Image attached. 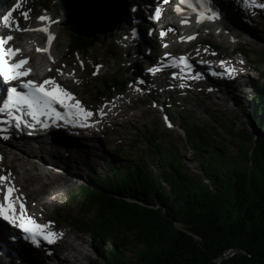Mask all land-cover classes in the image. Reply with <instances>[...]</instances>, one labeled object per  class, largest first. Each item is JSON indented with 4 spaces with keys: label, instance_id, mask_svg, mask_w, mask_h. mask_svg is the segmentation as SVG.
Masks as SVG:
<instances>
[{
    "label": "trees",
    "instance_id": "1",
    "mask_svg": "<svg viewBox=\"0 0 264 264\" xmlns=\"http://www.w3.org/2000/svg\"><path fill=\"white\" fill-rule=\"evenodd\" d=\"M69 34L71 53L104 39ZM110 81L124 84L119 76ZM255 84L251 107L237 105L247 114L241 128L237 121L223 124L218 114H211L216 128L200 125L190 110H178L187 146L201 160L199 173L188 170L178 147L154 125L139 134L147 151L121 155L122 162L109 154L112 173L88 177L72 194L81 215L71 222L92 236L99 254L91 264H264V81ZM228 137L242 141L237 152L228 150ZM231 248L246 252L218 262Z\"/></svg>",
    "mask_w": 264,
    "mask_h": 264
},
{
    "label": "rangeland",
    "instance_id": "2",
    "mask_svg": "<svg viewBox=\"0 0 264 264\" xmlns=\"http://www.w3.org/2000/svg\"><path fill=\"white\" fill-rule=\"evenodd\" d=\"M42 1L49 5L48 10L38 5V0L21 1L24 7L18 11L21 16V26H23L21 28V38L19 42H25L27 49L33 47V44L28 42L26 35L30 34V36L35 38V34L46 33L40 30L42 27L38 17H40L41 13L48 14L49 16L51 15L52 20L50 24L54 32L52 53L55 54L54 56L58 59L57 68L55 69L56 74L62 78L65 83L73 87L75 91L80 94V98L91 105L98 106L99 110H101L102 106L105 104H110L106 103L107 100L110 99L112 102L120 103L122 105L121 108L125 107L126 112L125 116L120 117V123H115V126H112V124L108 126L109 129L107 132L104 131L105 128L102 125V121H98L101 125L98 138H102L101 142L103 143V147L94 148L93 145L89 144L90 147L92 146L93 150H97V152L90 151L87 153L83 151L80 154L77 151L74 153L70 150L68 151L70 153L63 151V143H68V134H64V132L52 133L49 137L50 142L48 143L47 141L40 143L31 141L35 145L36 154H41L40 151H37V148H39L40 144H43L44 154L42 157L47 162H40V169L38 165L24 158L23 165L32 167H25L29 170L26 172L43 177V181L39 179L29 180L24 177L26 175L20 166L19 160L12 162L10 159L15 153L14 151L10 152L6 159L2 158L0 161V169L10 174L12 179H22L20 181L22 182L21 188L25 187L23 193L24 191L25 193L27 192V200L29 199L28 203L31 214L48 225V227H57L60 232L71 231L81 234L82 232L71 222L72 217L81 215L79 204L73 202L71 199L72 194L83 184L91 182L88 177L94 175L106 178L112 173L110 164L113 162V159L109 154L115 155V160L122 162L123 159H121V155L127 158H135L136 154L147 151L149 144L147 140L141 138L139 134L141 132H149L154 125L164 132L163 137L167 144L173 143L178 147L188 170L199 173L201 160L195 157L194 151L187 146V137L179 127L180 116L177 115L178 110H190L189 113L192 115V121L200 125L208 122L210 126L216 128L217 124L212 119L211 114H218L223 124L230 126L233 121H237L236 128L242 127V122L246 120L247 114H244L239 107H234L231 104H227L226 106L219 105L217 104L218 97L210 96V98L207 99L204 94L199 93L198 88L188 91V87L183 86L182 83H180L182 87L179 86V88H181L179 93H171L170 91L173 86L165 89L162 85L165 83L166 77L169 78L170 75H156L148 82V79L145 77H139L137 75L139 71H143L142 73L145 74L144 69L149 66V59L155 55L163 57L167 49L161 46L163 38L162 35L159 34L157 27L152 28L149 26L145 32L143 41H138V39L135 38V31H133L135 24L133 22L128 23L129 11L133 10L132 7L127 4L128 0H124L127 14L123 16L117 29L109 31L101 42H98L89 50L77 51L76 53H71L69 50L70 34L66 29V25L62 23L64 15L59 7L58 0ZM262 1L264 2V0ZM19 3L20 0L0 1V21H2L4 15L9 12H14L12 8H15ZM146 6L147 5L142 7L141 4L143 12ZM230 7L232 13L240 16L239 9L236 5L231 4ZM240 8L243 9V7ZM22 13H27V18H25ZM241 18L242 21L250 25L248 27L245 26L246 32L242 31L238 35L234 29H231L229 21L221 19L223 20L220 21L222 22L221 30H223V34L219 36L217 32H214L213 35H210L208 34L209 29L205 26H201L195 42H184L176 49L186 52L190 56L193 54V57L198 48L206 51L207 46L200 43L203 41L214 46L216 45L215 47L217 50L210 49V53H217L220 51L221 53H230L232 47L238 45L244 52L236 53L235 56L242 58V60L246 58L251 59V63L245 66L243 72L247 73L248 77H246V79L249 80V84L251 85L249 86L252 87L253 85L252 89L255 90L254 81H264L262 77V75H264V10L257 12L252 11L251 18H253V20H250L248 17ZM175 21L177 26L169 28V30H171L170 37L175 42H180L183 40L181 36L183 26L178 20ZM251 22L254 24H251ZM7 29L0 34V36L9 33ZM46 34L48 35V33ZM45 40L46 37L44 39L41 38L39 47H36V50L34 49L33 58L37 61L40 58V49H43ZM225 40L228 41L227 44L224 43ZM150 42L155 43L157 47L151 49L148 58L141 57L144 56L146 50L149 53L150 47L144 49L143 46ZM172 47L175 46L173 45ZM137 48L144 50V54L143 51L142 53L138 52ZM244 53L246 56H244ZM81 61L83 64H81ZM134 62L137 63L135 68H130V64ZM97 65L101 66L98 70ZM116 76L123 79V85L116 86L111 81L110 83H106L107 80H111V78ZM136 76L140 79H137ZM231 85L234 87L236 83H232ZM132 89L133 91H130ZM129 92H135L134 95H138L141 99L131 98L130 95H128ZM122 99L127 102V104H124ZM168 100L173 101L175 106L172 105V107H170L169 103H167ZM168 108L170 112L172 111V119L175 124L173 127H168L163 121L164 114L169 113ZM113 114V116L119 114V110H117L116 114ZM127 120L129 122H127ZM227 144L229 151L237 152L242 141H233L229 138ZM0 145L3 147V152L9 150L8 142H0ZM48 147L51 149V152L46 151ZM22 155H25L24 150ZM150 159L151 165L153 166L156 161H154L152 156H150ZM42 161L44 160L42 159ZM54 180H57L58 184L52 185L50 183V181ZM84 234H86L85 236L88 240L91 239L90 234L86 232ZM10 237L11 235H9V237L7 235V241L12 240ZM133 253L134 251L132 250L128 251V255H132ZM6 261L8 264H12V262H15V264H28L23 261L9 260L8 258ZM45 262L44 259L43 261L37 258L35 259V264H45Z\"/></svg>",
    "mask_w": 264,
    "mask_h": 264
},
{
    "label": "bare ground",
    "instance_id": "3",
    "mask_svg": "<svg viewBox=\"0 0 264 264\" xmlns=\"http://www.w3.org/2000/svg\"><path fill=\"white\" fill-rule=\"evenodd\" d=\"M198 1H200L201 3H204L205 9H206V11L208 13H210V14L215 13V15L220 16V18L222 17L226 21H229L231 29H234V31L238 35L242 31L246 32L245 26L246 27L250 26L247 22L242 21L241 17H243V18L244 17H248V18H250V20L251 19L253 20V18H251V12H252L253 8L247 7V4L244 3L245 0H198ZM251 3H253V4H255L257 6V1L255 3L254 2H251ZM133 4L135 5V7L137 9L141 7L139 2H136V3H133ZM231 4H234V5H236L238 7L239 12H240V16L232 13L231 7H230ZM124 5H125V2H124ZM240 7H243V9H241ZM125 8H126V5H125ZM132 9H134V7H132ZM141 9H143V8H141ZM260 9L264 10V8H261L259 6H258V8L256 10H260ZM140 12L141 13H139V15H137L135 17H132L130 12H129L128 20L131 19V18H135L134 19L135 31H136L135 32V38L138 39V41H143L144 36H145V32H146V28H148L149 26H152L153 23L148 18V16H147L148 14H145L143 12V10H141ZM145 12H146V7H145ZM125 14H127V9L125 10ZM144 15H146V16H144ZM188 15L189 16L191 15L190 18L188 17V18L182 20V21H184L183 23H185V24H183V29H182L183 31H182V34H181V36L183 38L189 37V35L191 36V35L197 33L199 31V27L201 26V18H199L196 15L194 16L192 14H188ZM45 16L46 17L48 16L50 19L44 20L43 23H41V27H42V29L46 27L48 29V31L46 33H48L49 35L51 34L53 36L54 32H53V29H52V25L50 24V21L52 20V17H51V15L49 16L48 14H46ZM10 20L12 21V25L8 29V31H10L9 34H13L14 36L20 35L22 27L20 25L17 27L16 24H15L16 21L21 20L19 14L16 13V14L12 15L10 17ZM251 24H254V23L251 22ZM2 25L3 24L0 23V27H2ZM3 27L6 28L5 26H3ZM4 31L2 30L1 32H4ZM35 35H36L35 38H33V36H30V34L26 35V38L28 39V42L29 43H33V45H34V48L29 49V55H27V56H30L31 60L34 61L33 62L34 64L36 63L37 67H42L43 63L41 62V58H39L38 61H37L36 59L33 58V56H34L33 53H34V49L36 50V47H38L39 44L41 43V38H44V34L43 33H38V34H35ZM170 35H171V32L168 33L169 39H171ZM52 40H51L50 43H48L49 40H48V37H47V44L46 45H50L51 48H53V46H54ZM180 42L184 43L183 40H181ZM224 43L227 44L228 41L225 40ZM209 46L213 47L212 44H209ZM147 47H150V43H149V45ZM237 51L239 53L240 52L241 53L244 52L238 45H234L232 47V51L230 53H227V52L226 53H221V51L218 52V53H212V52L210 53V50L209 51L208 50L203 51V50H200L199 48L196 49V54L192 57V65L190 67V77H191L190 81L191 80L193 81V83H192L193 86L191 87V89L192 88H195V89L198 88L199 89V93L204 94L205 98H210V96L211 97H213V96L215 97L216 96V97H218V100L216 99L217 102H220V101L223 102V103L229 102L228 101V95L225 92H223V90H221V87H222L220 85L221 77H217V76L214 75L215 73H218V72H224L225 75L230 73V72H232V74L227 75L226 79H228V80H230L232 82H236L239 79V81H240L239 85H241L243 87V89H247L250 84H249V80L246 79V77H248L247 73L243 72V71L245 70V66L247 64L251 63V59L246 58V59L242 60V58H239L238 56H235ZM223 54H225V55H223ZM54 55L55 54H51L52 61H54V64L57 66L58 59L53 58ZM218 55H222V56L227 57L228 60L232 64L236 65L237 67L234 66V67L227 68V66L224 65L223 62H219V64H217L218 62H214V61H215V59L217 58ZM244 56H246L245 53H244ZM42 68H44V67H42ZM153 71L157 72L155 70V68L153 69ZM68 74H70V73H68ZM154 74H155L154 76L158 75L156 73H154ZM137 75L139 77H141V74H137ZM43 79H45V78H43ZM67 80H71V79H67ZM196 80H197V82L200 83L199 85H197L195 83ZM164 82H165L166 85L169 83L167 79H165ZM130 91H133V89L130 90ZM134 94H135V92L134 93H132V92L128 93V95H130L131 98L141 99L138 95H134ZM220 99H222V100H220ZM80 101L84 102L85 100L80 98ZM122 101H123L124 104H127V102H125L123 99H122ZM106 103H110V104H105L104 106H102V108H101V110H100V112L98 114V117L102 121V125L105 128L104 131L107 132L108 129H109L108 126L111 125V124L113 126L115 123H120L121 122L120 117L125 116L126 112H125V107L121 108L122 105L120 103L112 102V101H110V99H108ZM117 110H119V114L113 116L114 115L113 113L116 114ZM127 122H129V121L127 120ZM100 129H101V127H99L96 132H99ZM110 130H111V127H110ZM55 132H59V133L60 132H64V134L65 133L68 134L67 135L68 143H63L64 145L62 146V149L65 152H68L69 150L73 151V153L77 151L80 154L83 151H86L87 153H89L90 151L97 152V150H93L92 146L90 147V145H93L94 148L95 147H103V143L101 142L102 138H98V136L100 134H98V135L97 134H93L94 138H92L93 136L90 137L88 135H85V136L81 135L80 137H77V138H79V140H75V139H73V137H75V134H73V133L69 134V132L64 131V130L52 131L47 136L32 134V137L25 136L26 134L24 133V131H22V133L21 132H16V134H11L10 139L8 138V140L3 138L4 135L0 136V142H8V148H9V150L3 152L2 151L3 147L0 145V151H2L5 154L6 158L8 157V154L10 152L14 151L15 153L13 154V156L10 159H11L12 162L15 161V160H19L20 166L22 167V169H23V171H24V173L26 175L24 177L29 179V180L30 179L31 180L39 179L40 181H43V177H39L37 175L31 174L29 172H26L28 169L25 168V167H28V168H32V167H30L29 165L28 166L23 165V161H24V158H25L26 160L35 162V165H38V166L41 165L40 162H45L46 160L42 157L43 154H44L43 153V151H44L43 150L44 149L43 148V144H40L39 148H37V151H40L41 154H36L35 153V148H34L35 145L31 141H34V142L36 141V142H39V143L47 141V143H48V142H50L49 141V137L51 136L52 133H55ZM23 133H24V136H23ZM23 150H24V154L25 155H22L23 154ZM46 151L47 152H51V149L48 147ZM68 153H70V152H68ZM37 156L42 158L44 161H42V159H40ZM55 162H57V161H55ZM21 180H22L21 178H18V180H16L17 185L22 186L21 185L22 182H20ZM50 183L52 185H55L56 183L58 184L57 180L50 181ZM24 188L25 187H23V188L20 187L19 193H21V190L22 191L25 190ZM38 190H39V187H38ZM26 193L24 191L23 196H22V199L24 201H25V199H27V194ZM15 231H16V229L14 227L11 228V227H7L4 224H0V240H3L4 242H6V245L8 246L6 249H4L3 246L0 244V257L3 256V257L8 258L9 260L23 261V262L28 263V264H35V259H36L35 254L31 250H29V248H28L29 245L27 243H25V242L20 243L19 241L16 242L14 240L7 241V239H6L7 235L9 237V235H12ZM47 259H48V262L51 264L52 263L51 261H55L56 257L55 256H51L49 258L47 257ZM58 259H61V258H58ZM65 260L66 259H64V261Z\"/></svg>",
    "mask_w": 264,
    "mask_h": 264
},
{
    "label": "snow or ice",
    "instance_id": "4",
    "mask_svg": "<svg viewBox=\"0 0 264 264\" xmlns=\"http://www.w3.org/2000/svg\"><path fill=\"white\" fill-rule=\"evenodd\" d=\"M185 2H187V0H181V3ZM18 6L19 5H17V7ZM258 6L264 8V4ZM176 11L180 12L181 9L177 7ZM22 15L27 18V13H22ZM160 15L161 9L157 7L155 9V16L153 18L158 19ZM201 16H204L203 12H201ZM213 16H215V13H212V15H208L205 18L212 19ZM10 17L11 12L4 15L3 17V23L9 27H11L12 25ZM38 19L44 21L50 18L46 16H40L38 17ZM15 24L17 27L19 26L18 21H16ZM40 30L45 32L48 31L46 27ZM163 34L164 33H161V35ZM13 39L14 37L11 35L7 37H0V73H2L8 79H16L17 77L28 75V73L31 71V69L20 70L23 65L27 64L28 58H24L14 63H8L6 61L5 57L10 60L17 53L21 52L20 48L4 46L8 41H11ZM52 39L53 36L50 34L48 37L49 43ZM81 64H83L82 61ZM100 67V65H97V70ZM149 71H151V69H149ZM48 85H52V87H47ZM25 87L29 89L27 93L18 92L14 87L9 90L11 94L4 101L3 106L0 107V113L7 112L9 115H11V110L13 108L21 105H26L29 109V114L32 116V118L38 119L40 115L45 114L41 111L42 109L55 111V109L52 108V104L53 102H56L58 104L64 105L69 109L75 108L76 112L82 114L85 118L92 115L91 112L83 109L81 107V102L79 100H74V94L64 89L59 83L56 82L55 78L50 77L48 79L43 80L41 83L29 80L25 83ZM73 100L74 103H68L69 101ZM56 114L59 115V113ZM16 119L19 120L20 117L17 116ZM16 191L17 190L14 184L9 182V176H0V192H3L4 194L3 201H0V217L7 221H10L12 224H17V213L25 208V205L23 203H20L19 208H17L16 200L19 199V197L15 195ZM18 227L24 229L25 232H31V238L34 241L36 240L37 235H42L45 239H48L50 242H55V240L53 239V237L56 235L55 233H45L44 231H42L43 229L47 228L48 225L37 224L31 218L19 223Z\"/></svg>",
    "mask_w": 264,
    "mask_h": 264
},
{
    "label": "water",
    "instance_id": "5",
    "mask_svg": "<svg viewBox=\"0 0 264 264\" xmlns=\"http://www.w3.org/2000/svg\"><path fill=\"white\" fill-rule=\"evenodd\" d=\"M65 20L63 24L69 26L74 33L93 36H105L109 31L117 29L125 15L124 0H58ZM236 252H246L241 248H231L217 260Z\"/></svg>",
    "mask_w": 264,
    "mask_h": 264
}]
</instances>
